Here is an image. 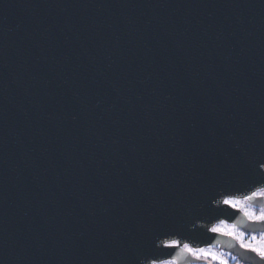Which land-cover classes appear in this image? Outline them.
<instances>
[{
	"label": "water",
	"instance_id": "1",
	"mask_svg": "<svg viewBox=\"0 0 264 264\" xmlns=\"http://www.w3.org/2000/svg\"><path fill=\"white\" fill-rule=\"evenodd\" d=\"M258 163L264 0H0V264H264Z\"/></svg>",
	"mask_w": 264,
	"mask_h": 264
},
{
	"label": "snow or ice",
	"instance_id": "2",
	"mask_svg": "<svg viewBox=\"0 0 264 264\" xmlns=\"http://www.w3.org/2000/svg\"><path fill=\"white\" fill-rule=\"evenodd\" d=\"M260 169H264V163H258ZM222 195L225 196L223 199V204L229 206L233 209H238L243 212L244 216L253 224H264V208H262L259 213L253 210L250 202H253L255 199H264V187L258 188L256 191H253L251 195H247L243 200H238L233 197V194L225 190ZM212 232H219L221 229L219 227H213L210 229ZM162 235H156L155 239L151 240V243L155 246L157 253L161 251V248L155 244V240H161V244L164 248L169 249H180V252L177 254L178 259L182 258L185 254L200 259L202 257H207L211 255L212 260L219 261V264H228V260L225 259V255L229 254H218L215 252H209L204 248L194 249L189 246L187 243L182 244L183 237L178 226H174L160 232ZM227 235H233L236 240L239 241L240 247L254 253L259 261L264 262V231L260 232L259 238L253 236L251 240L245 241L243 232H230L226 233ZM163 237H169L168 239H162ZM179 237V238H173ZM178 259L173 260H159L158 255H154L147 260V264H178Z\"/></svg>",
	"mask_w": 264,
	"mask_h": 264
},
{
	"label": "rangeland",
	"instance_id": "3",
	"mask_svg": "<svg viewBox=\"0 0 264 264\" xmlns=\"http://www.w3.org/2000/svg\"><path fill=\"white\" fill-rule=\"evenodd\" d=\"M251 206H252L253 210L256 211L257 213H259V211L262 209L260 207H255L253 205H251ZM215 227H219L221 229V231H219L218 233H222V234L230 233V232H233V231L242 232V231L238 230L236 227H234L233 225H230L228 223H220V224L216 225ZM231 236H233V235H231ZM251 238L250 237L247 238L246 235L244 236V239H245L246 242L251 240ZM205 249L208 250L210 253L211 252H215V253H218V254H227V253H224V252L220 251L219 249H215V248H205ZM225 259H227L228 261L231 259L233 263L236 261V258L234 256H232V255H225ZM200 260H204L201 264H216V263H219V261L212 260L211 255H208L207 257H202V258H200Z\"/></svg>",
	"mask_w": 264,
	"mask_h": 264
},
{
	"label": "trees",
	"instance_id": "4",
	"mask_svg": "<svg viewBox=\"0 0 264 264\" xmlns=\"http://www.w3.org/2000/svg\"><path fill=\"white\" fill-rule=\"evenodd\" d=\"M246 235V237L247 238H251V237H253V236H256L257 238H259V235L260 234H257V235H252V234H245ZM216 264H219V263H216ZM228 264H241L237 259H236V261L233 263L232 262V260L230 259L229 261H228Z\"/></svg>",
	"mask_w": 264,
	"mask_h": 264
},
{
	"label": "clouds",
	"instance_id": "5",
	"mask_svg": "<svg viewBox=\"0 0 264 264\" xmlns=\"http://www.w3.org/2000/svg\"><path fill=\"white\" fill-rule=\"evenodd\" d=\"M142 264H146V261L145 262H142Z\"/></svg>",
	"mask_w": 264,
	"mask_h": 264
},
{
	"label": "flooded vegetation",
	"instance_id": "6",
	"mask_svg": "<svg viewBox=\"0 0 264 264\" xmlns=\"http://www.w3.org/2000/svg\"><path fill=\"white\" fill-rule=\"evenodd\" d=\"M201 264V263H200Z\"/></svg>",
	"mask_w": 264,
	"mask_h": 264
}]
</instances>
